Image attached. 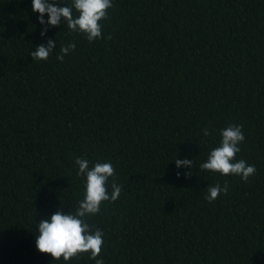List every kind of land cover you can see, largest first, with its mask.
Instances as JSON below:
<instances>
[{
	"label": "trees",
	"instance_id": "1",
	"mask_svg": "<svg viewBox=\"0 0 264 264\" xmlns=\"http://www.w3.org/2000/svg\"><path fill=\"white\" fill-rule=\"evenodd\" d=\"M108 13L89 43L63 23L42 37L32 0H0V264H95L36 249L40 220L84 197L76 157L111 162L108 191L122 186L86 217L104 264H264V0H113ZM231 124L247 182L200 168Z\"/></svg>",
	"mask_w": 264,
	"mask_h": 264
},
{
	"label": "clouds",
	"instance_id": "2",
	"mask_svg": "<svg viewBox=\"0 0 264 264\" xmlns=\"http://www.w3.org/2000/svg\"><path fill=\"white\" fill-rule=\"evenodd\" d=\"M113 7V0H71L70 5H62L59 0H32V12L39 13L40 24L45 25L41 36H45L49 27H55L63 23L74 33L83 34L89 43L102 38V20L108 19V10ZM77 15L74 16L73 12ZM48 14L45 20L44 14ZM111 37H109L110 39ZM76 44L69 43L60 47V55L57 59L64 60ZM56 49L55 40L49 38L47 43L36 45L30 56L35 61L47 60ZM242 125L231 124L221 130L220 146L212 149L206 162L200 164L205 171L219 173L221 175H237L245 182L256 173L254 165H248L243 159L234 162L236 154L241 151L239 145L245 140ZM207 137L210 132L208 128L202 130ZM193 160L188 158L175 159L176 167L192 166ZM75 164L78 165V175L85 177L84 197L79 202L75 213H65L63 208L51 215L50 219H41L36 236V249L45 254H51L54 260L69 261L79 258L82 254H90L89 258L95 260V264H104L103 259H97L102 251L104 243L103 231L90 225L86 217L100 212L103 202H115L122 191V186L115 180L111 183L112 191H108V181L114 177L115 168L111 162H96L89 167L87 159L76 157ZM179 177L181 173L177 171ZM189 175V172L186 173ZM227 194V182L221 187L219 184L208 186L205 199L211 203L219 194Z\"/></svg>",
	"mask_w": 264,
	"mask_h": 264
}]
</instances>
